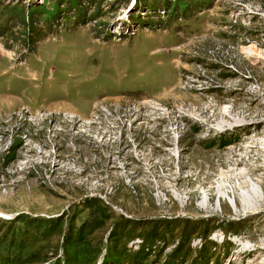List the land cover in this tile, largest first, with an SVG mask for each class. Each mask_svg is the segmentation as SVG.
Masks as SVG:
<instances>
[{
  "label": "rangeland",
  "instance_id": "374dc122",
  "mask_svg": "<svg viewBox=\"0 0 264 264\" xmlns=\"http://www.w3.org/2000/svg\"><path fill=\"white\" fill-rule=\"evenodd\" d=\"M88 196L95 264H264V0H0V264H85Z\"/></svg>",
  "mask_w": 264,
  "mask_h": 264
},
{
  "label": "trees",
  "instance_id": "16d2710c",
  "mask_svg": "<svg viewBox=\"0 0 264 264\" xmlns=\"http://www.w3.org/2000/svg\"><path fill=\"white\" fill-rule=\"evenodd\" d=\"M215 69H218V67L215 66ZM191 128L195 133L200 132V129H201L197 125ZM230 142H231V139L226 140L225 144L228 145ZM95 205L98 206V209L91 210L90 208H93L92 206H95ZM81 206H83L84 208H89L90 211L88 215L86 216V219L82 221V223H80L78 227H77V217H74L71 219L72 229L70 228L71 230H69V233H67L66 235V243L68 245V248L73 247L75 248V250H78V252L81 251L82 255H86L88 253L93 254V257L91 259H86L84 260V262L85 264H95L96 259L98 255L100 254V249L88 251L87 247H90V246L94 247V246L91 245L92 244L91 241L87 238L86 231L89 227H95L94 230H96L97 228H101L102 227L101 225L105 224L109 216L103 217L102 214L100 215L101 210L104 208L103 206H105V203L99 200V198L88 196L77 205L78 208ZM17 221H23L27 223V219L22 218V217H18ZM178 221H181V220L173 216L170 218H167L166 222H162L159 224L145 220L144 224H142V226H144L145 229L143 233H141L140 235V237L143 238L145 244L144 246L141 247L140 251H138L135 255H133L134 259L136 260L135 264H139V262H141L143 259L149 258L151 253H150V250L146 249L148 245L149 246L153 245L158 240L165 239V236L167 235V233H170V235L173 237L177 236L178 244L173 249V251L168 255L166 262L163 264H173L175 262H179L178 260L181 256L182 258H185V253L187 252V250H190L191 248L190 245H188V248L186 246L187 244H189V239H190V236L192 235V231L188 230L187 228H184V229H181L178 233H176V231L174 230V228H172V226L173 224L176 225ZM120 223L124 224L121 230H119V226H114L113 230L110 233L109 238L111 242L112 241L116 242L121 236V233H119V231H124L126 227L131 226L134 223V219L129 216L121 215L118 217V220L115 225H119ZM151 225H153L152 228H151ZM205 249H206V245L203 244L198 251L199 255H201L202 257H203V253ZM162 251H163V248L160 251V255ZM109 261L112 264H116L119 262V258L118 257L114 258V257H111L110 254H107V256L105 257L104 261L101 264H108Z\"/></svg>",
  "mask_w": 264,
  "mask_h": 264
}]
</instances>
